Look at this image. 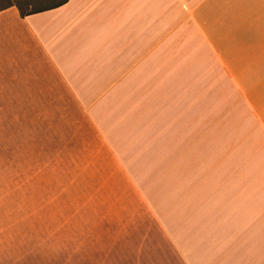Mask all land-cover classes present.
<instances>
[{
  "label": "crops",
  "instance_id": "0c3cea01",
  "mask_svg": "<svg viewBox=\"0 0 264 264\" xmlns=\"http://www.w3.org/2000/svg\"><path fill=\"white\" fill-rule=\"evenodd\" d=\"M8 18L0 58L20 60L12 72L33 73L36 54L39 70L55 76L169 244L173 264H264V0H67L23 17L10 6L0 10L2 36ZM200 66L213 78L198 79ZM4 80L0 69V96ZM197 80L219 82L218 106L210 92H196ZM168 81L179 84L162 95L156 84L150 104L148 83ZM212 113L220 201L164 206V216L152 200L161 190L136 179L162 176L163 145L188 152L211 144Z\"/></svg>",
  "mask_w": 264,
  "mask_h": 264
},
{
  "label": "rangeland",
  "instance_id": "374dc122",
  "mask_svg": "<svg viewBox=\"0 0 264 264\" xmlns=\"http://www.w3.org/2000/svg\"><path fill=\"white\" fill-rule=\"evenodd\" d=\"M59 1L0 0V9L30 10ZM3 23L10 33V19ZM9 33L0 34V53ZM35 57L33 73H22L24 67L12 72L20 60L0 58L6 90L0 96V264H173L169 244L130 183L74 100L65 96L53 74L39 70ZM198 69V79L213 78ZM156 84L162 95L179 83H148L150 104L156 100ZM194 87L210 92L212 109L218 106V81L197 80ZM227 103L233 106V98ZM211 118L212 128L205 134L211 144L188 152L183 145H163L156 165L162 176L136 179L161 190L153 201L168 208L220 201L218 114ZM227 119L234 127V115ZM231 136L233 130H228ZM247 136L252 137L251 130ZM165 207L163 214L170 217ZM181 212L175 209L172 215Z\"/></svg>",
  "mask_w": 264,
  "mask_h": 264
},
{
  "label": "trees",
  "instance_id": "16d2710c",
  "mask_svg": "<svg viewBox=\"0 0 264 264\" xmlns=\"http://www.w3.org/2000/svg\"><path fill=\"white\" fill-rule=\"evenodd\" d=\"M66 1L67 0H61V1L55 3V4L51 5V6H46V7H42V8H32L30 10H23L22 8H18V11H19L20 16L23 17V16H26V15H29V14H32V13H37V12H40V11H44V10H47V9L58 7V6L62 5L63 3H65ZM10 6H12V5H8L6 7H3L0 10L8 8Z\"/></svg>",
  "mask_w": 264,
  "mask_h": 264
}]
</instances>
